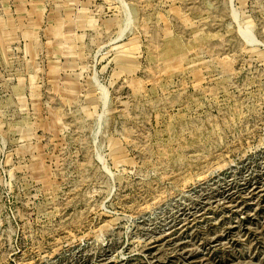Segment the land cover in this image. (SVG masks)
Instances as JSON below:
<instances>
[{
  "label": "rangeland",
  "instance_id": "374dc122",
  "mask_svg": "<svg viewBox=\"0 0 264 264\" xmlns=\"http://www.w3.org/2000/svg\"><path fill=\"white\" fill-rule=\"evenodd\" d=\"M0 264H264V0H0Z\"/></svg>",
  "mask_w": 264,
  "mask_h": 264
}]
</instances>
